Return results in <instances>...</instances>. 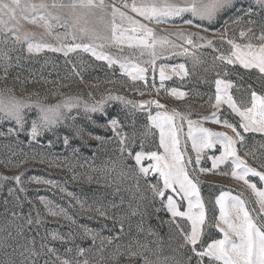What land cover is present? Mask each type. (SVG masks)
Instances as JSON below:
<instances>
[{"label": "rangeland", "instance_id": "1", "mask_svg": "<svg viewBox=\"0 0 264 264\" xmlns=\"http://www.w3.org/2000/svg\"><path fill=\"white\" fill-rule=\"evenodd\" d=\"M41 2L48 8L40 11L52 14L49 16L53 26L51 34L42 22L32 24L25 19L20 21L18 34L27 33L33 43L65 50L80 43L104 45L97 50L146 68V81H134L124 74L119 63L109 65L82 48L67 56L63 51L53 52L49 48L28 53L26 43H16L13 35L0 27V92L32 105H73L71 110L62 107L67 118L36 141L26 132L9 133L14 123H0V264L9 261L13 264H61L65 259L71 264H83L85 260L88 264H142L140 257L129 256L130 252L138 251H144L153 260L175 257L187 264L186 257L192 254L187 249H179L182 237L170 222V214L162 207L160 198L153 197L150 185L157 183L158 175L150 172L147 178L140 176L134 159L127 152H120V137L110 125L112 119L118 120L121 135L127 134L130 138L133 153L155 151L164 154L160 147V128L149 120V113L152 116L157 112L169 116L174 112L179 114L165 125V132L174 133L177 149L185 162L192 161L187 164V170L198 181L204 204L206 227L202 239L205 243L223 238L215 227L220 214L216 200L221 193H227L226 205L231 197L240 196L250 215L259 222L264 210L260 209L257 197L247 185L231 177L230 158L217 168L212 167L211 157L220 156L222 146L216 144L212 149H204L198 164L195 163L197 153L192 147L193 139L201 135L200 128L233 135L221 124L204 119L214 112L219 120L240 123V117L227 104H221L219 109L213 107L216 80L232 82L234 87L229 93L241 107L251 106V90L264 95V81L258 70L243 69L238 63L225 65L219 59L221 55H231L229 40L241 46L259 43L253 36L258 37L264 27V10L255 0H233L232 7L211 22L185 13L161 23L148 22L130 7H123L131 5L133 0H104L109 7L103 11L77 8L74 16L69 15L68 8L59 7L71 0H20L22 6ZM135 2L152 4L160 0ZM54 3L58 5L55 8L52 7ZM111 5L153 30L148 39L150 43L153 39L156 41L154 66L147 63L151 57L146 52L141 56L140 47L129 48L127 44H112L108 39L88 40L82 36L80 28L110 38L115 23L118 33L127 29L125 36L140 37V33L131 32L133 25L128 20H122L118 14L113 19ZM249 8L251 15H247ZM27 15L35 14L29 12ZM52 17H59V20ZM77 18L78 23L73 28ZM189 19L192 24L186 23ZM252 21L254 23H250ZM249 28L252 32H248ZM241 31L246 32L245 37H241ZM189 39L192 44L187 43ZM4 53L11 57L10 61L3 59ZM181 64L183 71L179 69ZM161 65L165 66V75L169 77L163 82L159 74ZM5 67L8 68L6 79ZM174 89L184 96H174ZM101 100L104 101L102 112L86 111V106ZM151 100L159 101L163 107L146 104L143 110L139 107L132 110L131 105L125 104L132 101L139 105L141 101ZM35 117L33 109L28 113L29 121ZM238 130L244 135L243 144L236 145L238 154L249 166L264 171L260 167L264 164V133ZM142 163L148 166L154 162L145 159ZM201 168L209 171L200 172ZM15 176H20L19 184L13 179ZM249 179L257 183L258 188L264 186L258 182V177L250 176ZM182 210L187 211V201L183 202ZM29 218L33 220L31 225L27 223ZM49 248L54 251L49 252ZM80 249L84 250L83 255ZM33 251L38 255H32ZM191 264H198L194 256Z\"/></svg>", "mask_w": 264, "mask_h": 264}, {"label": "snow or ice", "instance_id": "2", "mask_svg": "<svg viewBox=\"0 0 264 264\" xmlns=\"http://www.w3.org/2000/svg\"><path fill=\"white\" fill-rule=\"evenodd\" d=\"M255 3L264 10V0H255ZM233 0H160L159 3L152 4H137L135 0L129 4H124V8H129L133 13H136L139 17H142L148 22L155 21L156 23L164 22L167 18L182 16L185 13H189L191 17L199 20H208L209 22L218 18L221 12L226 11L232 7ZM55 3L52 7H57ZM61 8H68L69 15L74 16L77 8L88 9H100L103 11L109 5H105L104 0H100L96 3L95 0H71L67 5H59ZM48 5L46 3H32L21 5L20 0H0V27L6 33H11L16 43H26L28 53L40 52L44 48H49L53 52L63 51L67 56L69 52L75 51L77 48H82L85 52H91L97 60H105L109 65L119 63L120 68L124 74L131 76L136 81H146L147 69L140 67L138 64H130L126 61H122L119 58H113L111 55L105 54L104 51L97 50V47L103 49L104 45L95 46L91 43H80L74 46L68 47L66 50L63 47H52L47 44L33 43L29 34L23 35L19 33V25L22 19L28 20L29 23L37 24L42 22V26L45 27L49 34H51L52 24L49 22V16L43 14L40 10H47ZM112 16L115 19L118 14L122 20H128L133 27L131 32L140 33V37H134L131 35L125 36L127 29H124L118 33L115 23L112 26V34L110 38H104L90 33L84 28H80L79 31L83 37L88 40L93 39H108L110 43L115 45L127 44L129 48L140 47L141 56L147 53L151 59L147 62L155 65L157 53L155 51L156 41L153 39L149 42V37H152L153 30L149 28L145 23L140 20L133 19L127 16V14L120 9L111 5ZM34 13L35 15L29 17L27 13ZM252 14V9L249 8L247 15ZM59 20V17H52ZM192 19L186 21L188 24H192ZM78 23H73L72 27L75 28ZM254 23V21L250 22ZM248 32H252L249 28ZM241 37L246 36V32L241 31ZM254 39L259 41L258 44L253 45L251 42L241 46L233 41L229 40V44L232 45V52L230 56L221 55L219 59L225 65H236L237 63L246 70L256 69L261 74L260 79L264 81V27L261 28L260 35L258 37L253 36ZM59 39V37H57ZM200 39H205L200 37ZM188 44H192V40L187 41ZM211 44V41H208ZM187 52V49L184 50ZM3 59L7 62L11 57L7 53H4ZM181 71L184 70V65H179ZM5 79L7 78L8 68L5 67ZM175 71V69H174ZM160 80L163 82L168 79L165 75V66L161 65ZM234 87L232 82L228 80H216V103L214 108L219 109L221 104H227L228 108L232 110L237 116L240 117V123L233 124L229 120H219L214 112L211 117H205L204 119L212 120V122L221 124L223 127L230 129L233 133L232 136L227 132H213L207 128H200L201 135L193 139L192 147L196 151L195 163L200 162V154L204 149H212L216 144H220L223 148V152L220 156L211 157L213 169L217 168L219 164L229 161L232 165L231 177L242 181L251 192L257 197V203L261 210H264V186L258 188L257 183L250 182L249 177H258V182L264 185V171L258 170L255 167L248 165L245 159H242L238 154L236 145L238 143L243 144L244 135L238 129H242L243 133L248 132H260L264 133V95H258L255 90H251V106L241 107L233 99L229 93V89ZM264 87V84H262ZM172 94L177 98L184 96L183 92H177L175 89ZM143 95V93H141ZM116 99H123L116 97ZM243 103V102H242ZM104 101L101 100L97 104L92 106H86V111L97 112L103 111ZM126 106L131 105V109L135 110L138 107L143 110L144 106L155 104L157 108L163 107L159 101H141L139 105L132 101H126ZM71 110L73 107L70 103L64 105H40L29 104L20 99H17L14 95L5 96L3 92H0V123L12 122L15 127L9 128V133L26 132L32 141H36L43 133L52 131L56 125L61 123L67 117L61 111V108ZM33 109L36 111V117L29 121L28 113ZM174 115H179L174 112ZM169 115H162L157 112L155 116L149 113V120L154 125L160 128V147L163 148L164 154L158 152H144L138 151L133 153L131 151L130 138L127 134L121 135L119 129V122L116 119L110 121V125L117 136L120 137L119 143L121 145L120 152L123 154L127 152L128 156L133 158L135 166H138L140 176L147 178L151 173L158 175L159 180L156 184H151V190L153 197H159L162 207L166 208L170 214L171 223L174 224L177 232L182 237V243L178 245L179 249H187L189 255L186 257L187 264H191L193 256L197 259L198 264H264V216L259 217V222L250 215L249 210L245 206V201L240 197H231L229 204H225V196L227 193H221L220 197L216 200V203L220 206L219 222L215 227L223 234V238L215 239L211 242L205 243L202 239L204 236V229L206 227V215L204 211V204L200 197V190L198 188V181L191 177L187 170V164L192 163L189 159L185 162L184 157L177 149L178 141L175 138L173 132H165V125L170 124L174 118ZM191 124V121L189 122ZM27 126V127H26ZM100 139V137H96ZM68 143L65 138V144ZM247 156L248 153H245ZM147 159L153 161L148 166H145L142 162ZM23 163V162H22ZM260 167L264 169V164ZM195 171V169H193ZM209 169H200V172H206ZM229 175V173H223ZM4 179H7L5 177ZM13 179L19 184L20 176H15ZM162 181V185L160 184ZM46 183H51L46 181ZM21 191L23 189L21 188ZM172 193L175 194L172 195ZM179 197V199H176ZM187 201V211L182 210L183 202ZM83 208V205H81ZM193 209H196L194 212ZM159 211V209H156ZM61 212L63 210L61 209ZM57 215L58 213H51ZM104 215V213H100ZM180 221L187 222L182 225ZM27 223L31 225L33 220L29 218ZM39 223V220L36 221ZM121 230H123L121 228ZM87 235V232L85 233ZM60 238L61 237H54ZM95 237H93V240ZM43 247V245H42ZM49 252H53L54 249L49 248ZM67 251H71L68 249ZM80 255H83L84 250H79ZM24 255V253H21ZM32 255H38L35 251ZM130 257H140L142 264H185V260H178L175 257H165L160 260L157 257L153 260L144 251L130 252ZM59 259V257H57ZM8 264H13L9 261ZM61 264H71L67 259L62 260ZM79 264V262H77ZM83 264H88L87 260Z\"/></svg>", "mask_w": 264, "mask_h": 264}]
</instances>
